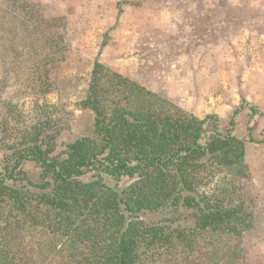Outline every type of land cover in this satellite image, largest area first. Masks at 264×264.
<instances>
[{
  "label": "trees",
  "instance_id": "trees-1",
  "mask_svg": "<svg viewBox=\"0 0 264 264\" xmlns=\"http://www.w3.org/2000/svg\"><path fill=\"white\" fill-rule=\"evenodd\" d=\"M44 12L0 0V59H11L0 89V264H244L251 134L236 137L238 111L225 132L216 115L199 119L96 59L79 103L92 133L55 153L71 114L40 91L67 49ZM21 92L36 101L21 109Z\"/></svg>",
  "mask_w": 264,
  "mask_h": 264
},
{
  "label": "crops",
  "instance_id": "crops-1",
  "mask_svg": "<svg viewBox=\"0 0 264 264\" xmlns=\"http://www.w3.org/2000/svg\"><path fill=\"white\" fill-rule=\"evenodd\" d=\"M250 2L256 16L244 22L224 7L243 0H163L170 21L159 33L169 41L153 44L156 28L146 27L144 38L128 47L126 60L122 48L116 51L112 69L199 119L216 115L228 127L238 111L236 137H252L253 120L264 119V14L257 13L264 0ZM158 48L165 54L153 61L148 56ZM245 147L247 160L255 148L251 142Z\"/></svg>",
  "mask_w": 264,
  "mask_h": 264
},
{
  "label": "rangeland",
  "instance_id": "rangeland-1",
  "mask_svg": "<svg viewBox=\"0 0 264 264\" xmlns=\"http://www.w3.org/2000/svg\"><path fill=\"white\" fill-rule=\"evenodd\" d=\"M162 1L128 0L123 4L122 12H120L121 0H31L35 6L44 8L45 17L50 20L54 17L59 19L54 27L47 30V33L61 38L67 49L64 60L52 67L51 86L43 87L40 91L43 93V101L52 106L62 107L71 114L68 128L57 139L58 147L55 153L65 150L66 144L92 133L93 114L89 110L81 109L79 103L87 92L90 73L96 59L112 69L116 51L122 48L126 60L128 47L132 48V44L144 38L146 27L156 28L154 32H151L153 44L159 46L160 42L169 41L167 34L159 33V29H163L166 25L165 21H170L168 15L161 9ZM224 7L225 10L240 16L239 20L243 19L244 22L256 16L252 10L249 11L251 7H254L250 0H243L241 5L226 4ZM257 13L264 14V5L258 9ZM156 52L155 55L148 56L153 61L157 57L156 54H165L160 48ZM239 54L243 57V53ZM6 59H0V89L3 83L8 82V77H2L8 70L7 65L11 63V59H7L8 62ZM134 78L139 82L142 81V77ZM10 85L14 89L18 88L17 83H10ZM23 95L21 92L15 98L17 102L19 101L18 106L21 109L24 105L27 107L29 103L36 101V97L32 99L30 96ZM38 96L41 97L40 94ZM24 97L27 98L24 99ZM262 125H264V119L260 123L258 119L253 120V136L246 142H251L252 147L255 148L248 154L247 178L243 183L246 211L252 214L254 226L243 237L246 257L244 264H264V131L262 132ZM221 127L226 132L230 124L226 127L221 123ZM26 170L32 176L38 174V169L33 165H28ZM163 264H175V261L166 258Z\"/></svg>",
  "mask_w": 264,
  "mask_h": 264
}]
</instances>
